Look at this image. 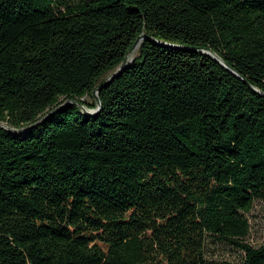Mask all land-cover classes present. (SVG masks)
<instances>
[{
  "label": "trees",
  "instance_id": "16d2710c",
  "mask_svg": "<svg viewBox=\"0 0 264 264\" xmlns=\"http://www.w3.org/2000/svg\"><path fill=\"white\" fill-rule=\"evenodd\" d=\"M255 201L264 0H0V264H264Z\"/></svg>",
  "mask_w": 264,
  "mask_h": 264
},
{
  "label": "rangeland",
  "instance_id": "374dc122",
  "mask_svg": "<svg viewBox=\"0 0 264 264\" xmlns=\"http://www.w3.org/2000/svg\"><path fill=\"white\" fill-rule=\"evenodd\" d=\"M137 55L136 53L135 57ZM84 100L88 105L95 103L94 96H87ZM1 125L6 126L4 124ZM13 133L16 135L22 134L19 131H14ZM245 217L249 224V234L244 242L253 248H258L264 244V203L255 201L252 209L249 213L245 214ZM243 256L244 253L232 245L214 241L212 237L207 239L205 246V264H240Z\"/></svg>",
  "mask_w": 264,
  "mask_h": 264
},
{
  "label": "water",
  "instance_id": "95a60500",
  "mask_svg": "<svg viewBox=\"0 0 264 264\" xmlns=\"http://www.w3.org/2000/svg\"><path fill=\"white\" fill-rule=\"evenodd\" d=\"M145 36L143 35H139L137 37V39L135 40V42L133 43V45L131 46V48L129 49V51L127 52V55L126 57L124 58V60L122 61V63L120 64V66L117 68V70L114 72V74L111 76V79L114 78L117 74L121 73L123 71V69L125 67H127L131 62H133L134 59H132L130 62H127V59L128 57L136 50V47L138 45H140L141 41L144 40ZM208 53L209 55L215 59L216 61H218L219 63H221L224 67H226L227 69H229L225 64H223L221 62V59L213 52L209 51L208 50ZM235 75H237L235 72H234ZM109 79V80H111ZM105 86V84L101 85L100 87H98V89L96 91H94L92 93V96L95 97V101H96V104H97V108L92 110V109H86L85 107H83L82 105H80L79 103L77 102H70V101H66L65 103H63L62 105H60L57 109L61 108L62 106L64 105H67V104H70V103H75L76 105L80 106L82 111L84 113H86L88 116H94L95 114H97L101 108V103H100V100L98 98V93L101 91V89ZM56 111V110H55ZM54 112V111H53ZM52 113V112H51ZM50 113V114H51ZM49 115H46L44 118L48 117ZM40 122V121H39ZM38 122V123H39ZM37 124V123H36ZM3 128H5L7 131H19L21 133H25L27 128H21V129H14V128H11V127H8V126H2Z\"/></svg>",
  "mask_w": 264,
  "mask_h": 264
},
{
  "label": "bare ground",
  "instance_id": "6f19581e",
  "mask_svg": "<svg viewBox=\"0 0 264 264\" xmlns=\"http://www.w3.org/2000/svg\"><path fill=\"white\" fill-rule=\"evenodd\" d=\"M138 48H139V45L136 47V50L128 57L127 62L131 61L135 57Z\"/></svg>",
  "mask_w": 264,
  "mask_h": 264
}]
</instances>
